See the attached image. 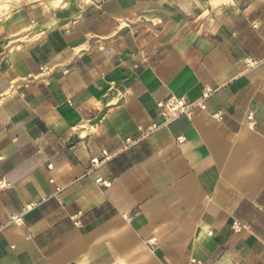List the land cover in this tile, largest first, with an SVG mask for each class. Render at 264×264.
Masks as SVG:
<instances>
[{"label":"crops","instance_id":"obj_1","mask_svg":"<svg viewBox=\"0 0 264 264\" xmlns=\"http://www.w3.org/2000/svg\"><path fill=\"white\" fill-rule=\"evenodd\" d=\"M4 4L0 264H264V0Z\"/></svg>","mask_w":264,"mask_h":264},{"label":"built area","instance_id":"obj_2","mask_svg":"<svg viewBox=\"0 0 264 264\" xmlns=\"http://www.w3.org/2000/svg\"><path fill=\"white\" fill-rule=\"evenodd\" d=\"M41 72L45 75H49L51 72L48 70V68H41ZM211 95V90L209 88H206L203 92V98L206 99ZM158 107L160 109V114L164 117V119L169 122L171 120H174L178 118L181 115H190L191 112V105L187 104V102L183 99H178V98H170L166 102H161L158 104ZM249 124L252 126L255 125V122L252 117H249ZM103 155L107 157V153L104 152ZM97 160H93V164H97ZM98 183L103 184L105 187H110L111 182L105 181L103 182L102 179L97 180ZM9 187V184L3 185L0 184V187ZM12 222L14 224H22V219L21 217H14L12 219ZM234 231L235 232H240L244 227L239 224L235 223L234 226Z\"/></svg>","mask_w":264,"mask_h":264},{"label":"bare ground","instance_id":"obj_3","mask_svg":"<svg viewBox=\"0 0 264 264\" xmlns=\"http://www.w3.org/2000/svg\"><path fill=\"white\" fill-rule=\"evenodd\" d=\"M6 1V0H5ZM7 2V1H6ZM10 2V1H9ZM8 2V3H9ZM15 2V1H14ZM18 2V1H17ZM10 5V4H9ZM16 5V4H15ZM11 6V5H10ZM14 5H12L13 7ZM5 9H7V5L3 4V5H0V14L2 13V11H4ZM10 9V8H9Z\"/></svg>","mask_w":264,"mask_h":264},{"label":"rangeland","instance_id":"obj_4","mask_svg":"<svg viewBox=\"0 0 264 264\" xmlns=\"http://www.w3.org/2000/svg\"><path fill=\"white\" fill-rule=\"evenodd\" d=\"M7 2H11L12 0H6ZM6 1L5 0H0V5H3L4 3H6Z\"/></svg>","mask_w":264,"mask_h":264}]
</instances>
